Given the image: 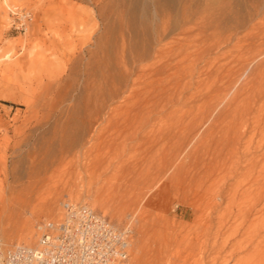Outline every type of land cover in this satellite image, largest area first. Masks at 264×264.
Instances as JSON below:
<instances>
[{
	"label": "rangeland",
	"instance_id": "rangeland-1",
	"mask_svg": "<svg viewBox=\"0 0 264 264\" xmlns=\"http://www.w3.org/2000/svg\"><path fill=\"white\" fill-rule=\"evenodd\" d=\"M171 1L156 20L140 0H0V228L9 213L11 225L24 214L35 245L36 224L59 220L70 200L131 227L124 264H264V0H231L229 32L190 21L158 42L162 18L180 19L185 7L196 20L207 2ZM123 40L152 43L158 56L144 65L168 63L151 78L165 86L160 107L126 113L123 98L112 101L83 144L87 158L64 155L12 189L42 145L73 136L66 108L96 76L100 54ZM55 196L59 212L43 215ZM1 238L25 243L0 229Z\"/></svg>",
	"mask_w": 264,
	"mask_h": 264
},
{
	"label": "bare ground",
	"instance_id": "bare-ground-1",
	"mask_svg": "<svg viewBox=\"0 0 264 264\" xmlns=\"http://www.w3.org/2000/svg\"><path fill=\"white\" fill-rule=\"evenodd\" d=\"M163 2L164 0H140L138 7H140V9L141 8L143 9V7H145L150 17L156 18L157 16H159L158 14L161 11L160 7L162 6H160V3H162L163 5ZM203 3H205L206 6L205 7L202 6L203 13L200 12L201 15L197 17L196 20L194 19L195 16L193 20L191 14H186L185 7L181 9L182 13H180L181 17L179 16L180 19L171 20L168 18L169 20H166L167 18L166 19L162 18L161 19L162 21H160L161 23L159 26V33L156 36L157 38L156 40L160 42L169 33L177 29L179 30V28H182L185 24L189 23L190 21L195 23L197 27L201 29L200 31L202 32L206 29L209 30L210 28L214 29L215 30L214 32H216V30L218 29H222L224 31L226 30V32L227 31L229 32L230 29L229 23H231L230 22L231 21L230 4L232 5L231 0H207V2H203ZM172 4L174 5L173 2ZM134 10L137 11L136 9ZM112 37L114 36L112 35ZM114 40L112 41L115 42ZM121 42L118 43V44L121 43L120 46L119 45L117 46V44L111 46V51L113 52L112 53L109 51L111 55L106 53L107 52L106 49H105L106 52L104 50L105 52L104 56H102L103 54H100L101 55L100 62L96 65L97 74L94 71L96 76L94 78L92 76L93 80L90 82V84L85 83L83 89L76 96V99L73 98V100L75 99V103H73V105L70 107L66 106L67 111L65 112V114L68 113V115H70V118L72 117V119H74L73 124L75 125V130L69 134V136L70 135L73 136L71 138H67V136H62V138L57 139V141H52L51 143L45 146L42 145L41 150H43L42 151L43 156L41 155L39 159L33 160V162H31V164L29 165L30 172L28 171V175L26 179L27 181L25 182L20 181V178L22 177L23 173L22 175L21 173H18V175L13 174L14 178L10 182V186L12 189L16 187H20L24 183H26L24 186L31 185L32 181H34V178H37L40 175L41 169L47 170L57 161H61L64 155L65 156L73 155V158L82 161L83 158L86 157V153H87L84 152V150L82 149L83 144L85 142H89L94 137H96V133L98 129L97 131L96 129H94L95 123L98 122L100 119L102 120L105 117L107 111L111 109L110 105L112 101L117 100L119 98H123L122 102L123 104H125L124 108L127 111L126 113H130L134 109L138 111L152 110L153 104L156 102V99L162 98V95L166 91L165 86L162 84L163 82L162 83L158 82L159 84H156L151 78L155 73L161 74L164 71V69L169 66L168 63L162 62L157 64L156 62H153L154 61L153 59L152 61L153 63L148 62L149 65L143 64V62L151 59L152 57L156 58L158 56V54H156L157 50H153L151 42L150 45H147L146 47H141L140 49H135L134 47L132 48V46L131 45L128 46V44L126 46L125 44L126 42H124V40ZM105 45H108L106 43V40H105ZM104 52L101 51V53ZM97 60L99 59L96 58V61ZM152 99L153 102L151 103ZM70 100L72 99L70 98ZM154 107H155L154 109H156L157 106ZM57 109L60 112L66 110V109L62 110V105H59ZM41 120L43 121V118ZM18 180L19 182L15 184V182ZM72 184L74 185V186L72 185L74 188L76 185L78 188L81 189V187H83L84 182L75 179L72 181ZM118 186L121 185L118 184ZM118 186L114 185L111 188V190H109L110 191L109 195L110 193L112 194L110 195L109 200H115L121 195V194L119 195L120 188H116ZM109 188L110 187H108V189ZM80 189L78 191H80ZM82 192L81 194H79L81 199L84 197V193ZM98 196L100 195L98 194ZM108 197L109 196H107V198ZM57 201H58V196H55L48 203L46 202V204L44 205L45 207L43 209L40 210L39 208L38 210L42 212L43 215L48 214L51 216L53 214H56L60 210ZM97 204L98 205L100 204L99 198H96V200L93 201V205H97ZM7 217H8L7 219L8 222L6 223L4 222L0 228L4 239L7 242H11L17 239L19 241H25L24 244L18 241L19 242L17 243L18 245H30V243L33 241L32 240L33 234L31 229L32 220L29 217L24 216V214L20 213L19 215L20 219H18L19 221L16 219L17 221L15 220V222H13V224L11 225L13 221L12 213H9L8 216L6 215L5 218ZM0 240L2 241V238Z\"/></svg>",
	"mask_w": 264,
	"mask_h": 264
},
{
	"label": "built area",
	"instance_id": "built-area-1",
	"mask_svg": "<svg viewBox=\"0 0 264 264\" xmlns=\"http://www.w3.org/2000/svg\"><path fill=\"white\" fill-rule=\"evenodd\" d=\"M56 221L36 224L35 245H5L0 264H124L131 227H118L87 204L65 200Z\"/></svg>",
	"mask_w": 264,
	"mask_h": 264
}]
</instances>
